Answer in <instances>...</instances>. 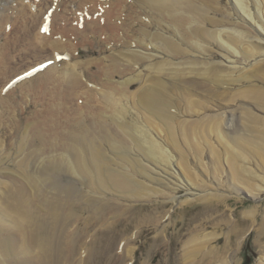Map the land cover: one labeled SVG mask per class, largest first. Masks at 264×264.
Returning <instances> with one entry per match:
<instances>
[{
	"label": "bare ground",
	"instance_id": "6f19581e",
	"mask_svg": "<svg viewBox=\"0 0 264 264\" xmlns=\"http://www.w3.org/2000/svg\"><path fill=\"white\" fill-rule=\"evenodd\" d=\"M199 1L0 0V264H86L96 253L92 245L97 235L84 237L80 250L88 255L83 259L80 251L78 257L80 230L68 231L76 222L74 207L89 212L95 223L106 216L103 225L111 230L135 211L137 203H157L156 208L178 205L181 189L187 191L181 205L202 202L205 211L192 217L187 232L180 234L173 264L233 263L232 238L247 229L239 228L228 214L229 206L215 213L235 191L264 195V89L255 83L264 84V74H259L264 68V27L259 29L250 19L262 37L250 49L244 47L245 58L227 47L229 55L222 56L227 64L218 63L224 69L209 78L210 72L202 74L189 60L185 66L174 62L173 53H184L179 43L151 31L145 21L149 15L151 21L165 20L171 27L186 29ZM212 19L215 27L223 23ZM191 24L178 40H207L214 33L190 28ZM77 25H84V31ZM231 32L225 31L226 38L237 42ZM89 40L101 45L100 52L113 54L81 60L80 45ZM143 64L146 74L139 77ZM93 66L98 70L91 74ZM130 74L135 78H127ZM138 77L143 85L132 91ZM219 83L234 85L231 97H224L228 102L242 100L253 107L239 104L235 111L242 121L230 129L231 135L223 132L231 126L217 112L199 114L221 107ZM182 84V106L188 115L197 116L194 119L171 111L181 108L176 106V91L183 94ZM165 89L172 91L171 105L163 97ZM201 91L208 93L205 105L197 94ZM17 93L19 99L14 97ZM29 106L36 109L22 119ZM9 121L17 125L16 133L6 138ZM77 178L99 192L85 194ZM213 207L215 215L208 217ZM171 210L159 209L138 220L137 229L151 223L157 233L143 264H151L153 247L160 250L167 244ZM246 215L257 216L255 211ZM260 222L264 237V216ZM207 226L214 232H206ZM223 227L228 240L219 246L215 230ZM107 245L108 250L111 241ZM136 250L123 238L113 255L119 264H133Z\"/></svg>",
	"mask_w": 264,
	"mask_h": 264
},
{
	"label": "rangeland",
	"instance_id": "374dc122",
	"mask_svg": "<svg viewBox=\"0 0 264 264\" xmlns=\"http://www.w3.org/2000/svg\"><path fill=\"white\" fill-rule=\"evenodd\" d=\"M205 1V2H204ZM200 3L198 4V11L197 14L192 15L191 20L189 18L190 15L186 14V17L189 18V21L186 23L185 28L181 30H188L190 22L193 23L191 24L190 28L192 27H205L207 30H213L214 33H211L210 37L207 40H202V39H191V38H186V42H183L181 40H178V37L182 36L181 30L178 28L169 25L165 20H162V22H157L156 20L152 21L150 20L149 15L147 16V19L145 20L148 24H150L151 28L150 30L156 33L161 34L162 36L171 38L172 43H179L178 45L180 46V49L184 52L183 54H178L175 55L173 53V56L176 59H172L174 62H180L181 66L186 65V61L189 60L188 63H190V67H197L199 69L198 71L201 70V73L203 72H210V77L209 78H215L214 74L219 72L220 70H223V65H218V63H225V60L222 56L229 55L228 52H226L227 47L231 49L232 51H235L238 53L239 57L245 58L246 56V50L245 48H249L251 45H255L256 40L261 38L258 34V28L263 30L264 27V0H200ZM87 8V7H86ZM85 8V12L87 14L90 12V8L88 7L87 9ZM104 10V9H102ZM203 10V11H202ZM91 14V13H90ZM103 16V12L98 13V15ZM152 14V13H151ZM250 14V15H248ZM89 15V14H88ZM92 16V15H89ZM152 16V15H151ZM193 16H195L197 19H193ZM46 17V15H45ZM200 17V18H199ZM234 17V18H233ZM247 17V18H246ZM47 18V17H46ZM209 18V19H208ZM217 19L218 21L221 20L223 23L219 27H215L212 23L213 19ZM204 19V20H203ZM208 19V20H207ZM234 19V20H233ZM243 19H247L243 20ZM249 19V22H248ZM250 19L255 22L258 26L257 30L256 27L254 28V24L250 23ZM198 20V21H197ZM210 20V21H209ZM229 20V21H228ZM48 22H45V27L43 29L45 30L47 26L50 25V20H47ZM194 21V22H193ZM205 21V22H204ZM208 21V22H207ZM224 21L225 24H224ZM232 21V22H230ZM211 22V24L209 23ZM238 22V23H237ZM242 24H241V23ZM153 23H159L161 25L160 28H154ZM249 23V24H248ZM49 24V25H48ZM188 24V25H187ZM213 25V26H212ZM77 29L80 31H84V25H77ZM170 27L172 29H170ZM188 27V28H187ZM165 28H168L170 31V34L168 32H165ZM202 28V29H203ZM215 29H219L221 31H218L219 34L215 33ZM158 30V31H157ZM168 30V31H169ZM176 30V31H175ZM164 31V32H163ZM175 31V32H174ZM178 31V32H177ZM225 31H232L234 37H237V42L227 39ZM177 32V34H176ZM221 32H223L221 34ZM153 34V33H152ZM178 35V36H177ZM154 37V34L151 35ZM214 36V38H213ZM212 37V38H211ZM75 38V35L73 36V39ZM76 39V38H75ZM176 40V41H175ZM92 41V42H91ZM79 42H84L80 40ZM78 42V43H79ZM221 43V45H220ZM223 43V44H222ZM92 46H91V45ZM244 44V46H243ZM79 45V44H78ZM225 45V46H224ZM101 45L97 44L94 40H89L87 45L84 46V43L80 45V51H81V60H86V59H91V58H97L100 55L102 56H108L113 54L111 51H99V48ZM88 48V49H86ZM254 48V47H253ZM252 48V49H253ZM226 49V50H225ZM209 51V52H208ZM211 51V52H210ZM212 51L217 52V56L212 58L211 54H215ZM260 50L258 48L254 49V54L259 57V52ZM230 52V50H229ZM210 53V54H209ZM219 53V54H218ZM221 53V54H220ZM232 54V52H230ZM209 54V55H208ZM198 55V56H195ZM211 55V56H210ZM95 56V57H94ZM200 56V57H199ZM207 56V58L205 57ZM85 58V59H84ZM167 59H169L168 56H166ZM211 58V59H208ZM67 59L70 60V56H67ZM110 59V58H109ZM259 59V58H258ZM157 60L162 61V58H157ZM184 61V62H183ZM221 61V62H220ZM145 64V61H143ZM211 62V63H210ZM110 62H107L109 64ZM141 66L137 72L139 77H141V73L143 74L142 76L145 77L144 75L146 74V71H144L145 66ZM188 65V64H187ZM238 65V64H236ZM222 66V67H220ZM90 73L94 74L97 73V66L90 67ZM96 68V69H95ZM88 69V67H87ZM95 69V70H94ZM180 70L182 68H179ZM89 70V69H88ZM203 70V71H202ZM261 72L259 73L261 76L264 74V68L260 69ZM144 71V72H143ZM222 73V72H221ZM194 74V73H193ZM133 74H130L127 76V78H132ZM196 77V73L194 74ZM191 75V76H194ZM138 77V83H136L132 91H138L141 86L143 85V80L141 82L140 78ZM135 78V76L133 77ZM118 80H120L117 77ZM163 79V77L161 78ZM195 79V78H194ZM211 81H214L212 79H209ZM203 81H206L204 79ZM258 84L260 88L264 89V84L262 82H255ZM220 85V83H219ZM92 86V85H91ZM234 85L228 86V85H220V89L222 90V94L219 95L222 98V101L219 102V105L221 106L219 109L217 108L216 110H210L207 113L205 111L200 110L202 116L207 114H215L216 112L221 116L223 122H225L227 125H230L231 127H224L223 132H226L227 134H230V129H235L237 128L236 125L240 124L242 121V118H237L238 117V111H235L238 107L239 104H244L246 106H249L251 108L252 105L246 101L242 100H237L235 102H228L224 97H231V87ZM94 87V86H93ZM214 88V87H213ZM184 86L182 84L181 90L183 91V94H181L180 90L176 91L179 102L176 101V106L180 110H176L175 107L172 108L171 111L173 112H178L180 116L181 112V118H189L194 119L197 116H190L187 114L184 106L182 104H185V98H184ZM193 87H190V90H192ZM164 91V96L166 97L167 101H169V105H171V102H174V100L171 98L172 97V91H167V89L163 90ZM168 94V95H167ZM199 95V98L201 99L200 101L203 103V105L206 104L208 101V93L207 92H197ZM188 95V92H187ZM15 99L20 97V95L17 93L15 96ZM239 101V102H238ZM181 102V103H180ZM209 103V102H208ZM207 103V104H208ZM226 104V105H225ZM212 104H210L211 107ZM30 108L26 109L24 111L23 116L21 117L22 119L28 115L30 111L33 112V110L36 109L35 106H29ZM183 111V112H182ZM252 111V110H251ZM171 112V113H173ZM186 112V113H185ZM204 113V114H203ZM221 113V114H220ZM174 114V113H173ZM187 115V116H186ZM264 115V114H263ZM243 117V116H242ZM19 120L21 121V118L18 117ZM84 118H87V115H84ZM63 121V118L61 119ZM9 124L11 125V121H9ZM13 124V122H12ZM17 126V125H16ZM14 125H11L10 132L5 133L4 137L8 138L10 136H13L16 133V129ZM233 131V130H232ZM235 134V133H234ZM8 135V136H7ZM65 158V156H64ZM208 161V160H207ZM79 177V176H78ZM80 178V177H79ZM75 179V178H74ZM78 183L80 185V190L82 192H85V194H92L99 192L97 190V187L95 185L91 184H85L82 180L78 179ZM85 186V189H84ZM94 187V188H92ZM89 188V189H87ZM92 188V189H91ZM85 190V191H84ZM177 204L178 205H173L172 203H168L166 206H161V208H156L157 203H137L136 208L133 210L134 212L129 214L127 217H124L122 221H119L116 225H114L111 230L107 229L108 225L105 227L103 224L106 221V216L101 217V224L100 223H95V219L91 217L90 213L87 212L86 210L80 209L79 207H74L73 212L75 213L76 219H75V224L73 226L69 225V230L68 231H78L80 230V235L82 236V241H80V244L77 246L75 254L78 256L80 253V246L82 243H84L85 239L91 238L93 235H97V239L95 243H93V247L95 250V254L93 255V258L90 260V262H87L86 264H119V261L116 259L115 254L116 249L118 245H120L121 241L124 239H127L133 243V246L137 247L136 253H135V259L133 261V264H143L144 261H146L148 258V252L151 248V245L155 243V236L157 235L156 233V226L151 224V223H146L143 225V227H140L137 229L138 225V220L140 218H145L149 214H155L156 210L164 211V210H171V218L168 220L166 223L170 224L168 230H167V235L170 237L167 238V244L165 246H161L160 250L159 248L153 247L154 251L151 255V264H173L174 262V257L176 256V253L179 252V247H180V234H185L188 229V223L190 222L191 218L196 216V215H201L204 214V204L202 202H194L191 204H182L181 202L187 198V191L185 189H181L177 193ZM157 201H161V199L157 198ZM155 201V200H151ZM229 202H226L225 204H221L219 209H217L219 212L215 213L216 210L213 207L210 209V212L208 211L207 216H213L215 214L220 215L222 213V209L228 208V214H231L233 219L237 221V224L239 228H246V232L239 237H233L231 242L232 248H233V263L232 264H264V237H260L259 230L262 227V218L264 216V195L263 196H254L249 194L246 191H241L240 193H237L236 191L233 192L231 198L228 200ZM163 202L161 201L160 204ZM158 205V204H157ZM256 212L257 216L256 218L251 217V215H246L248 212ZM215 213V214H214ZM211 214V215H209ZM216 219V218H215ZM238 219V220H237ZM258 219V220H257ZM103 220V221H102ZM253 223V224H252ZM255 223V224H254ZM151 224V225H150ZM261 225V226H260ZM259 226V227H258ZM85 227V229H84ZM95 228V229H94ZM93 230V231H92ZM86 231V232H85ZM227 228L223 227L222 230H215V232L220 236V240L218 245H224L226 241L228 240L227 238ZM82 232V233H81ZM85 232V233H84ZM206 232H214V229L211 228V226H207ZM89 233V234H88ZM135 233L137 234L136 236ZM210 234V233H209ZM85 237V239H84ZM89 240V239H88ZM111 241V247L107 250V244ZM106 246V247H105ZM89 247V246H88ZM79 251V252H78ZM87 252L81 251V254L83 256V259L87 258ZM84 253V254H83ZM78 256V257H79ZM114 256V257H113ZM86 257V258H85ZM83 264H85L83 262Z\"/></svg>",
	"mask_w": 264,
	"mask_h": 264
},
{
	"label": "snow or ice",
	"instance_id": "6c2138e0",
	"mask_svg": "<svg viewBox=\"0 0 264 264\" xmlns=\"http://www.w3.org/2000/svg\"><path fill=\"white\" fill-rule=\"evenodd\" d=\"M45 31H47V29H45Z\"/></svg>",
	"mask_w": 264,
	"mask_h": 264
},
{
	"label": "trees",
	"instance_id": "16d2710c",
	"mask_svg": "<svg viewBox=\"0 0 264 264\" xmlns=\"http://www.w3.org/2000/svg\"><path fill=\"white\" fill-rule=\"evenodd\" d=\"M246 264H248V263H246Z\"/></svg>",
	"mask_w": 264,
	"mask_h": 264
}]
</instances>
